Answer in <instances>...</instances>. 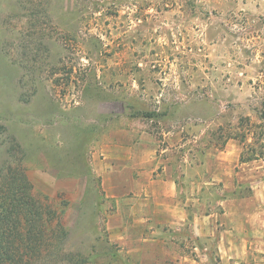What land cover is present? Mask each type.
Segmentation results:
<instances>
[{"label":"rangeland","instance_id":"1","mask_svg":"<svg viewBox=\"0 0 264 264\" xmlns=\"http://www.w3.org/2000/svg\"><path fill=\"white\" fill-rule=\"evenodd\" d=\"M110 109L162 144L171 139L176 166L185 150L186 176L196 179L186 189L202 197L196 207L188 201L189 217L197 208L218 214L216 234L177 249L188 260L160 264H264V158L242 163L241 142L226 140L264 109V0H0V171L24 162L34 192L69 230L68 250L92 264H155L149 253L130 256L107 230L100 181L84 175L88 147L74 135L85 141L88 129L72 124ZM46 134L65 140L66 153L49 148L53 162ZM250 196L233 221L239 249L220 250L219 200Z\"/></svg>","mask_w":264,"mask_h":264},{"label":"crops","instance_id":"2","mask_svg":"<svg viewBox=\"0 0 264 264\" xmlns=\"http://www.w3.org/2000/svg\"><path fill=\"white\" fill-rule=\"evenodd\" d=\"M107 102L126 107L120 98H111ZM117 115L110 109L103 113V120H76L72 124L77 128L80 126L88 129L85 141V136L79 131L74 137L78 138V143L83 142L88 147L85 162L87 173L84 175L98 177L104 197L107 198V207L112 210L107 220V230L118 233L120 242L125 243L122 245L123 249L130 256L149 253L153 255L152 263L155 264H160L168 256L175 262L188 260L190 257L179 254L177 249L189 247L193 237L202 243L204 236L208 238L209 235L216 234L215 220L218 214L214 210L202 212L201 208H197L194 211L195 218L189 217L191 202L188 201L193 200V207H196L201 203L202 197L198 190V194L191 198L192 192H189L188 186L186 189V185L194 184L196 179L192 181L186 176L187 169L192 168V162L188 161L185 150L176 166L171 139L166 137L162 144L147 129L134 127L131 121L113 118ZM58 137L49 134L45 136L43 143L48 162H53L51 155H48L53 143L60 153L67 151L64 148L65 140L59 137L57 141ZM58 145L61 146L58 148ZM185 146L186 142L183 141L179 147ZM60 156L61 154H57L54 160H64V156L59 159ZM56 165L54 168L58 171L67 167L59 163ZM197 166L203 165L200 162ZM60 175L64 177L65 173ZM197 182L205 185L214 183L205 180ZM252 199L250 196L223 197L219 200L221 215L227 220L226 227L217 239L220 250L235 252L239 249L236 236L239 232L233 221L237 213ZM112 219L117 222L113 226ZM194 249H197V245Z\"/></svg>","mask_w":264,"mask_h":264},{"label":"trees","instance_id":"3","mask_svg":"<svg viewBox=\"0 0 264 264\" xmlns=\"http://www.w3.org/2000/svg\"><path fill=\"white\" fill-rule=\"evenodd\" d=\"M244 122V119H241ZM247 131L229 133L226 140L243 145L242 163L264 158V109L260 122ZM252 138V141H249ZM34 192L22 160L7 162L0 171V264H92L81 251L68 250L69 230L47 201Z\"/></svg>","mask_w":264,"mask_h":264}]
</instances>
